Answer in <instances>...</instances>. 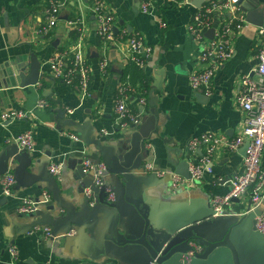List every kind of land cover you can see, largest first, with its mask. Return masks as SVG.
Returning a JSON list of instances; mask_svg holds the SVG:
<instances>
[{"label": "crops", "instance_id": "crops-1", "mask_svg": "<svg viewBox=\"0 0 264 264\" xmlns=\"http://www.w3.org/2000/svg\"><path fill=\"white\" fill-rule=\"evenodd\" d=\"M144 1L153 5L150 14L141 10ZM210 1L226 0H203L201 8ZM246 1L248 11L263 9L264 22V0ZM54 3L60 6L57 27L48 36L41 35L47 10ZM106 3L116 17V41L111 44L98 36L97 20L87 3L0 0V114L17 110L28 114L0 123V179L6 170L16 177L11 196L4 194L0 181V264H147L149 253L136 243L147 222L164 228L209 220L213 239L228 240L241 250L246 264H259L264 259V236L255 227L261 208L250 210L252 193L234 199L227 207L228 216L216 221L211 216L212 198L227 194L231 179L242 171L245 145L235 151L217 147L209 164L212 171L179 187L172 185V175L177 173L171 161L187 160L190 170L206 154L204 146L191 149L193 138L213 133L232 142L239 135L243 112L236 96L244 75L257 78L262 39L259 30L264 29V23L259 26L246 21L242 31L234 35L233 56L217 70L208 96L193 90L189 81L192 73L203 69V46L188 30L194 13L201 8L180 0ZM240 13L246 20L245 13ZM76 17L84 20L82 38L91 66L90 98H82L77 86L54 78L48 63L53 54L71 44L70 33L75 28L69 22ZM160 21L167 22L168 27L161 28ZM131 34H139L152 47L144 67H139L149 89L141 90L145 82L133 87L124 81L137 90L129 91L128 105L141 123L122 128L115 102L122 73L130 62L122 40ZM33 56L41 63V78L36 85L23 86ZM104 58L109 63L107 72L100 67ZM199 93L206 96L202 101ZM41 100L47 105L40 106ZM26 131L32 133L34 150H21L15 141ZM136 135L143 139V149L132 168L125 169L121 157L129 154ZM84 157L113 164L115 173L108 177L118 196L113 211L88 212L85 192L92 188L93 180L77 170ZM53 161L64 164L59 177L49 173ZM148 163L166 174L146 173ZM261 164L264 168V153ZM23 198L36 203L34 212L19 211ZM117 218L119 224L115 226ZM49 221L55 223L57 233L74 229L75 234L59 240L30 232L36 223L49 225ZM12 248L17 251V260ZM218 250L223 257L208 264H233L230 251ZM180 260L174 257L162 264H181Z\"/></svg>", "mask_w": 264, "mask_h": 264}, {"label": "built area", "instance_id": "built-area-1", "mask_svg": "<svg viewBox=\"0 0 264 264\" xmlns=\"http://www.w3.org/2000/svg\"><path fill=\"white\" fill-rule=\"evenodd\" d=\"M81 5L86 3L90 6L93 15L96 17L98 26L97 33L105 44H111L116 41L114 32L116 17L106 3V0H76ZM178 1V0H173ZM241 0H226L224 2L210 1L201 9L194 13L193 19L188 26L189 33L193 40L201 43L202 51L200 61L203 69L194 72L190 76V85L193 90L201 91L206 95L212 94L213 79L217 70L228 61L234 53L232 38L236 33L242 31L246 23L244 15L240 13L239 2ZM185 4H191L192 0H180ZM153 5L150 1H144L141 4V10L145 14L153 11ZM60 6L54 3L47 10V22L39 30L41 35L48 36L51 31L57 27L59 22ZM227 13H231V17H227ZM161 28H167L165 21H160ZM69 25L81 31L78 40L71 42L66 49L58 50L49 58V67L52 75L56 79L62 80L64 83L77 86L82 98L92 97L90 88L91 82V66L84 48L83 42V18L76 17L69 22ZM214 29L213 38L207 36V32ZM126 35V31L124 32ZM124 35L122 37H124ZM262 37L259 49V65L256 69L257 78L250 74H246L241 78L239 92L236 96L238 108L243 112V127L239 135L232 141L227 142L221 136L213 133H205L193 138L190 142L192 150L206 148L204 158L198 164L190 167L191 179L174 174L172 175L173 187H179L188 181L201 179L205 173L211 172L209 166L211 156L215 149L221 145L226 146L229 150H237L239 147L248 144L244 157L242 171L237 173L232 179L230 190L227 194L216 195L212 198L211 210L212 217L228 216L227 207L233 199L244 197L249 191L251 194L250 210L261 208L260 214L256 217V230L264 234V168L261 164V158L264 153V29L259 30ZM125 43L128 52L129 61L135 62L137 66L144 67L145 61L152 53V47L145 44L139 34H131ZM101 71L107 72L109 63L104 58L100 63ZM129 91H135L128 83L122 82L116 98L115 111L117 120L122 128H130L129 126H137L141 123V118L128 105ZM40 106H46V100L39 102ZM72 112V110H68ZM27 112L17 110L0 114V123L10 120H16L27 117ZM77 139L76 136L73 137ZM21 150H34L35 142L30 131L16 137ZM82 166L86 174L91 175L93 180V188L86 189V197L91 199V204H95L98 195L94 193V188L103 191L106 195V202L115 201V192L113 186L110 185L108 177L110 172L105 162H93L84 157ZM64 169L63 162L53 161L49 166V173L55 177H59ZM146 173L155 172L156 176L162 177L166 171H158L153 164L148 163L144 168ZM3 192L6 196H11L13 188L16 185V179L13 171L8 170L1 175L0 179ZM36 210V203L27 198L21 200L19 211L21 213L30 214ZM32 234L42 235L52 239H63L64 237L75 234V230H69L64 233H55L49 225L37 224L30 229ZM192 249L182 255L181 264H191L196 253H200L202 247L197 242H191ZM12 256L17 260L14 248L11 250ZM50 264V263H45ZM155 264V263H152Z\"/></svg>", "mask_w": 264, "mask_h": 264}, {"label": "water", "instance_id": "water-1", "mask_svg": "<svg viewBox=\"0 0 264 264\" xmlns=\"http://www.w3.org/2000/svg\"><path fill=\"white\" fill-rule=\"evenodd\" d=\"M203 0H194L192 2L197 8H201ZM248 2L246 0H241L239 2L240 10L245 13L246 21L250 23H254L259 26H263V19H262V8H255L259 11H248ZM255 3H258L255 0ZM256 17L257 20L253 18ZM117 30V27H115ZM214 29H211L207 32V36L213 38ZM41 78V63L37 61V59L33 56V60L30 66V73L27 78L23 77L22 85H36ZM206 96L203 93H199V98L201 101ZM133 144L129 154L125 153L122 159V167L125 169H130L134 165V161L138 157V155L142 152L143 145L142 140L138 135L133 137ZM248 144H245L244 148L247 149ZM105 164L108 166L110 175L115 173V169L113 164L104 161ZM171 164L175 167L176 173L180 174L181 176L190 179L191 174L189 170V162L187 160H182L178 162L171 161ZM80 175H85L82 164L77 168ZM8 171V170H6ZM6 171H3L4 174ZM2 174V175H3ZM16 179V177H15ZM93 188V186H92ZM94 193L98 195L97 201L95 204H91V199H86V204L88 205V212H95L97 213L100 209H108L113 211L114 208L117 206L118 203V196L115 192V201L108 203L106 202V195L103 191L94 188ZM115 191V190H114ZM234 200V199H233ZM212 211V210H211ZM213 212H211L212 216ZM226 217V216H225ZM218 218L222 217H213L212 220H217ZM40 225H47L43 223H36ZM119 224V218H117L116 225ZM49 226H51L55 233H57L55 223L53 221H49ZM211 228V221L205 222H191L185 221L180 222L177 224V227L171 225H166L164 228H158L155 225L150 224L147 222L145 227L143 228V232L141 233L140 237L136 240L137 244H141L145 247L147 252L149 253L150 260L147 264H162L167 260L178 257L179 259L182 258V255L189 250L192 249L191 242L197 240L198 244L202 247L200 253H196L194 259L192 260L191 264H208V261H215L216 258L223 257L221 254L222 252L218 250V248H225L231 252V256L233 259V264H246L243 258V253L241 250L236 246L231 244L228 240L222 238L215 240L213 239ZM259 233V232H258ZM261 234V233H259ZM264 236V234H261ZM230 254V253H229ZM251 264V263H247ZM264 264V259L259 263Z\"/></svg>", "mask_w": 264, "mask_h": 264}, {"label": "trees", "instance_id": "trees-1", "mask_svg": "<svg viewBox=\"0 0 264 264\" xmlns=\"http://www.w3.org/2000/svg\"><path fill=\"white\" fill-rule=\"evenodd\" d=\"M81 31L78 29H73L70 33L71 42L79 39ZM67 47L63 48L66 49ZM122 80L129 82L133 87L137 84L145 82L146 85L143 86L141 90L148 91L149 84L147 83L146 76L143 69L139 68L135 62L130 61L122 73ZM137 91V90H135Z\"/></svg>", "mask_w": 264, "mask_h": 264}]
</instances>
